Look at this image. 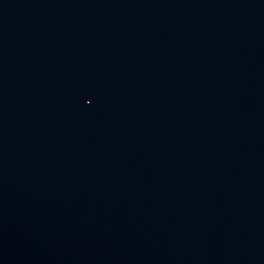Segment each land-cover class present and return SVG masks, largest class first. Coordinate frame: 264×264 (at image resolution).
I'll list each match as a JSON object with an SVG mask.
<instances>
[{
	"label": "water",
	"instance_id": "water-1",
	"mask_svg": "<svg viewBox=\"0 0 264 264\" xmlns=\"http://www.w3.org/2000/svg\"><path fill=\"white\" fill-rule=\"evenodd\" d=\"M0 264H264V0H0Z\"/></svg>",
	"mask_w": 264,
	"mask_h": 264
}]
</instances>
